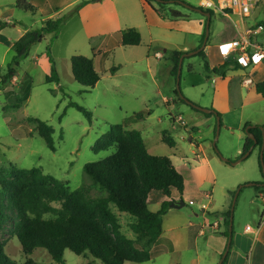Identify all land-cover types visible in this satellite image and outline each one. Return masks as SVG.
Masks as SVG:
<instances>
[{"label": "rangeland", "instance_id": "374dc122", "mask_svg": "<svg viewBox=\"0 0 264 264\" xmlns=\"http://www.w3.org/2000/svg\"><path fill=\"white\" fill-rule=\"evenodd\" d=\"M28 1L33 5L34 12L16 8V0H0V20L10 22L0 31V168H8L10 162L23 169L37 167L67 183L71 190L89 185L92 196L104 195L106 192L99 190L86 173L85 165L116 152L114 146L99 152L94 147L99 136L107 132L112 124H122L127 129L140 130L148 151L170 157L185 180L187 178L186 203L172 208L170 203L166 221L183 235L189 233L191 222L202 226L207 231L199 238L202 250L216 221L213 215L219 213L211 211L231 201L232 192L240 185L244 186L234 209L235 233L244 232L247 224H254L259 219L264 203L256 201L253 186L245 185L264 179L263 171L261 174L259 169L258 148L237 164L227 163L223 157L233 161L240 158L237 157V150L243 141L228 132L223 115L226 107H222L224 111L215 108L222 114L224 124L220 128L216 151L215 116L208 118L205 114L194 113L195 110L188 104L176 100L174 90L177 82L171 72V53L183 46L191 48L186 51L194 50L202 38L187 29L169 28L166 23L202 20L205 28L207 17L204 14L181 3L169 2L164 10H160L164 15L159 12L160 16H165L164 23L160 24L154 15L156 9H161L160 0H152L150 5L144 0ZM183 1L200 7L201 0ZM82 2L84 12L70 18L58 33H47L43 41L33 45L29 55L21 60L17 75L10 81L4 80L7 66L16 55L14 43L27 30L40 26L43 18L55 16ZM213 11L210 35L204 49L209 55L205 59L197 54L185 57L180 75L183 96L207 108L211 107L217 82L213 81L216 75L207 73L204 64L208 61L219 65L222 61L220 41L223 36L234 38L237 35L235 21L238 19L237 15L228 18ZM259 11L263 18L264 0H260L252 14V23L259 20V15L255 16ZM128 28L141 32V44H122L121 34ZM217 45L218 48L215 47ZM215 48L218 53L214 52ZM48 53L56 65L59 81L46 80L53 66ZM76 54L94 60L101 76L95 87L83 86L74 78L71 57ZM114 67H117L116 70H112ZM251 69L253 66L245 70L250 72ZM8 91L13 94L7 95ZM20 100L22 103H19ZM71 102L92 111V121L76 107L69 106ZM18 103L21 106L16 107ZM253 106L259 108L260 105ZM139 112L143 117L136 119ZM176 116H182L186 126L175 123ZM38 121H46L53 126L55 150L49 148L40 135ZM194 126L198 131L192 132ZM164 133L175 139V146L163 141ZM6 178L0 173V181ZM204 193L212 195V204L207 208L204 203H208L209 199L203 197ZM2 199L7 200V197L0 185ZM54 206L61 208L60 203H54ZM158 206L151 205L152 208ZM111 208L119 216L123 232L133 237L135 234L130 225L135 216L120 212L115 204H111ZM7 213L9 219L0 230V251L21 263L25 256L13 232L18 220L17 210L8 206ZM44 216L51 218L54 215L48 212ZM195 236L196 232L192 234L193 240ZM244 254L246 256L247 252ZM30 256L37 264H81L88 261L84 255H76L69 249L65 250L62 261L55 260L45 249H38ZM179 257V252H167L155 261L129 264H176ZM181 259L184 262L188 260Z\"/></svg>", "mask_w": 264, "mask_h": 264}, {"label": "trees", "instance_id": "16d2710c", "mask_svg": "<svg viewBox=\"0 0 264 264\" xmlns=\"http://www.w3.org/2000/svg\"><path fill=\"white\" fill-rule=\"evenodd\" d=\"M145 1L151 4L152 0ZM164 1L167 0H160L161 9H156L157 12L164 10L166 5L162 3ZM82 4L83 2L53 17L43 18L40 26L27 30L14 43L16 55L7 66L8 70L3 77L4 80H12L17 75L21 60L29 55L32 46L42 42L47 33H58L70 18L80 12ZM15 6L21 10L34 12V7L28 0H16ZM205 10L210 11L213 17L212 9ZM259 22L264 24L263 21ZM8 25H10L8 20H0V31ZM205 34L206 23L201 42L196 49L202 46ZM121 42L123 45L136 46L141 44L142 35L138 29L128 28L122 32ZM187 52L189 51L174 50L171 53V72L176 82L181 56ZM197 55L206 58L204 49ZM48 56L53 66L46 80L47 82L59 81L60 76L56 65L49 53ZM231 66L242 65L233 59L226 60L223 64L213 68L207 61L204 64L207 73L222 76ZM71 67L74 78L83 86L95 87L101 80L92 58L82 54L73 55ZM256 90L264 99V80L256 84ZM174 91L178 102L186 103L193 110L206 116L221 118V113L217 110L214 109L213 113H204L185 96L182 98L177 88ZM12 94V91L7 92V95ZM19 103H22V100ZM19 103L16 107L21 106ZM69 106L76 107L85 114L89 121H92V111L83 105L71 102ZM141 117L143 114L140 112L136 114V119ZM249 126L248 124L245 126L246 138L241 156L252 147L253 149L262 148V127L256 125L247 130ZM37 128L47 146L55 150L53 126L46 121H38ZM216 130L217 128L215 134ZM247 133L253 134L254 139ZM163 141L171 146H175L176 143L175 139L167 137L165 133ZM113 146L117 149L115 153L85 165V171L92 178L93 183L99 190L106 192L100 196H92L89 185H82L71 190L67 183L45 174L37 167L23 169L10 162L8 168H0V173L7 176L5 180L0 181L7 197V200H0V230L9 219L7 207L15 208L18 220L14 224L13 232L25 256L24 261L18 263L0 251V264H37L30 255L38 249L47 250L57 261H62L65 250L69 249L76 255H84L88 259L87 262L81 264L143 263L151 259V249L160 239L172 245L171 241L162 237L163 220L169 210V204L177 202L172 198L173 190L179 194V200L183 199L186 187L184 175L177 169L170 157L151 154L146 147L142 132L138 129H127L122 124H112L107 132L99 136L94 150L99 152ZM260 169L262 171L261 160ZM252 186L257 191L264 192V179L262 182H254ZM155 190L163 192L170 198L166 199L161 209L156 212L152 211L148 205L149 194ZM235 192H232V201L224 218L226 226L224 235L227 237L230 234L231 207ZM54 203H60L61 208L55 207ZM111 204H115L120 212L135 216V221L130 225L135 234L134 238L123 232L119 216L111 208ZM48 212H52L54 216L46 218L44 215ZM227 259L228 256L223 264L227 262Z\"/></svg>", "mask_w": 264, "mask_h": 264}, {"label": "crops", "instance_id": "0c3cea01", "mask_svg": "<svg viewBox=\"0 0 264 264\" xmlns=\"http://www.w3.org/2000/svg\"><path fill=\"white\" fill-rule=\"evenodd\" d=\"M144 2L148 4L145 0ZM84 10H85V5L81 7L79 14L84 12ZM154 15L157 17V21H159L160 24L164 23V17L160 16L161 14L159 15V12L155 10ZM258 15H259V20L256 21L255 23H258L259 21H263L264 23V17L263 18L261 17L262 14L260 11L259 14L255 16L257 17ZM166 25L169 28H173V29H178V30L187 29L188 31H193L194 33L199 35V39H201V36L204 32L203 31L204 26H202L203 25L202 20L201 21L181 20V21L166 23ZM236 37L237 35L234 38ZM230 39L233 38H227L226 36H223L220 43ZM257 42H259L260 44H264V30L257 37ZM215 47L218 48V45ZM216 48L214 49V52L217 51ZM188 49L191 48L189 46H183L182 48L174 49V50L186 51ZM205 55L206 56L209 55V52L206 51ZM220 56L222 58V61L218 63L219 65L223 64L226 60L229 59L237 60V57L235 55H233L230 58H226L222 55ZM209 65L212 68L215 66H219L210 63ZM245 69L246 68L243 66H239V67L231 66L230 68L227 69L225 75L223 76L219 74H214L216 76L213 77V81H216L217 83L215 85V92L211 97V102H210L211 107H213L212 109L216 108L219 111H224L222 110V107H226L225 113L223 115H225L224 122L227 127V130L228 132L237 135L243 141L240 148H238L237 150V157H241L243 151L244 142L246 138L245 126L247 124L255 125V126L260 125L264 133V103H261V100L264 99L261 96V94H259L256 90V84L264 80V61H262L258 65L253 66V69H251L250 72H247ZM247 76L251 77L254 81V84H252L249 87L243 86L242 84V80L244 79V77ZM255 104H259L260 105L259 108H255L253 106ZM248 107L249 109H247ZM194 113L203 114L197 111H194ZM206 117L211 118L213 116H206ZM220 119L222 123L221 125H224L222 121V116ZM213 123L214 121H212V124ZM214 126H215L214 127V131H215V129L217 128V118L214 123ZM196 131H198V128L195 126L192 127V132H196ZM263 138H264V134H263ZM256 148H258L259 150L258 160H259V169H260L261 149L259 147ZM260 172L262 174L261 169ZM262 181L263 180L261 178L260 180L254 182H262ZM185 183H186V187H185L183 199L187 191V178L185 180ZM248 186H252V185H248ZM206 194L204 193L203 195L205 199H207ZM172 198H174L177 201L179 200V194L175 190H173ZM211 198L212 195L210 194V197L208 198L209 199L208 203H204V205H206V208L210 204H212V201L210 200ZM166 199H170V198H168V196H166L163 192L157 190L152 191L148 197L149 208L154 212L160 210L163 202ZM256 199H257L256 201H260L261 203L262 202L264 203V192H260L256 190ZM231 201L222 204L221 207H218L211 211L212 213L214 212H219V213L217 215H213L216 218V221L214 223L213 230L210 231L206 247L203 250L199 246V238L206 235L207 231L202 226H198L197 224L191 222L189 223V227H188L189 233H187V235L178 233V230L170 223L168 224V220L166 221V216L168 215L167 213L163 220L162 237L171 241L172 245L165 242L163 239H160L156 244L153 245L151 249V259L149 261L158 260L161 254L167 252L170 254L179 252L180 257L179 260L176 261V264H219L221 259L223 258L224 253L227 250L228 241H229V237L224 235L225 232L224 218L230 206ZM152 203H154L156 206L159 205L158 206L159 208H152L151 207ZM247 226H251L252 229L258 228V232L254 234L251 231H247L246 228L245 231L242 233H235L234 231V235L232 236L231 246L226 255V257L228 256V259L225 264H264V211L263 213L261 212L259 219L256 220L254 224H247L246 227ZM195 232H196V236L194 237L193 240L192 234ZM134 237L135 235L131 238ZM246 252L247 255L245 256L244 253ZM181 257L188 259L187 262H184L181 259ZM129 263L130 262L126 264Z\"/></svg>", "mask_w": 264, "mask_h": 264}, {"label": "built area", "instance_id": "2783aa9c", "mask_svg": "<svg viewBox=\"0 0 264 264\" xmlns=\"http://www.w3.org/2000/svg\"><path fill=\"white\" fill-rule=\"evenodd\" d=\"M260 0H201L200 6L205 9H214L225 17L232 18L237 15L235 21L237 37L223 41L220 43V53L226 58L233 55L237 57V61L245 68L255 66L264 61V44L257 42V37L264 30V24L261 22L252 23L250 18L259 6ZM243 86L249 87L254 84L251 77H244ZM175 123L186 126L182 116H176ZM209 198L210 194H206ZM206 207V205H204ZM247 231L254 234L258 232V228L251 226L246 227Z\"/></svg>", "mask_w": 264, "mask_h": 264}, {"label": "water", "instance_id": "95a60500", "mask_svg": "<svg viewBox=\"0 0 264 264\" xmlns=\"http://www.w3.org/2000/svg\"><path fill=\"white\" fill-rule=\"evenodd\" d=\"M174 1H177L178 3L183 4L185 7L189 8V9H192L194 11L200 12V13L204 14L207 17V20H206V34H205V39H204V42H203L202 46L199 47L198 49H195V50H192V51H189V52L183 54L181 56V59H180V62H179V69H178V74H177V89H178L179 94L183 98L184 96H183V94L181 92V89H180V75H181V72H182L183 61H184L186 56H192V55L198 54L201 50H203L206 47L207 41H208V38H209V35H210L212 14H211L210 11H207V10L201 8V7H195V6L185 2L183 0H170L171 3H173ZM194 106L197 109H199L200 111L204 112V113H213V112H215V110L212 109V108L202 107V106H199V105H196V104ZM254 126L255 125H250L247 128V130L250 127H254ZM220 128H221V119L218 117L217 118V130H216L215 139H214L215 148L217 147L216 146V142H217L218 137H219ZM248 136L254 139V135L253 134H248ZM255 142H257V141L255 140ZM252 150H253V147L247 153H245L244 155H242L239 159H237L235 161H230V159H228L226 157H223V159L226 162L230 161V163H232V164H237L240 161H242L243 159H245L246 157H248L250 155V153L252 152ZM216 151H218L217 148H216ZM260 160H261V166H262V171H263V175H264V138H263V144H262V148H261ZM245 185H253V182L247 183ZM243 186L244 185H240L238 187V189L235 192L234 198H233L232 207H231V222H230V234H229L228 246H227V250L224 253L223 258L221 259L219 264H223V261H224L226 255H227V253H228V251L230 249V246H231L233 220H234V209H235V205H236V202H237V198H238L239 192H240V190L242 189ZM185 203H186V201L184 199H180L177 202L172 203L171 207H182V206L185 205Z\"/></svg>", "mask_w": 264, "mask_h": 264}, {"label": "flooded vegetation", "instance_id": "af4514ba", "mask_svg": "<svg viewBox=\"0 0 264 264\" xmlns=\"http://www.w3.org/2000/svg\"><path fill=\"white\" fill-rule=\"evenodd\" d=\"M170 2V0H167V1H164V2H162V3H165V4H167V3H169ZM173 3H178L177 1H174ZM182 5V4H181Z\"/></svg>", "mask_w": 264, "mask_h": 264}]
</instances>
